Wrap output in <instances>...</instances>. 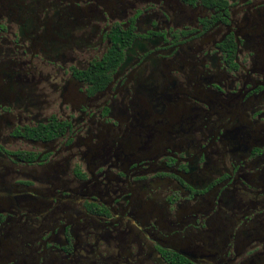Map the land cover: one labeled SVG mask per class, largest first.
<instances>
[{
    "label": "flooded vegetation",
    "instance_id": "1",
    "mask_svg": "<svg viewBox=\"0 0 264 264\" xmlns=\"http://www.w3.org/2000/svg\"><path fill=\"white\" fill-rule=\"evenodd\" d=\"M0 264H264V0H0Z\"/></svg>",
    "mask_w": 264,
    "mask_h": 264
},
{
    "label": "trees",
    "instance_id": "2",
    "mask_svg": "<svg viewBox=\"0 0 264 264\" xmlns=\"http://www.w3.org/2000/svg\"><path fill=\"white\" fill-rule=\"evenodd\" d=\"M113 57H119L120 58V55H116L115 52H109L104 58L105 59H111Z\"/></svg>",
    "mask_w": 264,
    "mask_h": 264
}]
</instances>
